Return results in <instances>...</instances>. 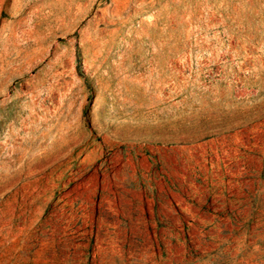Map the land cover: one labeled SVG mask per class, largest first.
Instances as JSON below:
<instances>
[{
    "label": "rangeland",
    "instance_id": "rangeland-1",
    "mask_svg": "<svg viewBox=\"0 0 264 264\" xmlns=\"http://www.w3.org/2000/svg\"><path fill=\"white\" fill-rule=\"evenodd\" d=\"M255 189L264 0H0V264H264Z\"/></svg>",
    "mask_w": 264,
    "mask_h": 264
},
{
    "label": "crops",
    "instance_id": "crops-1",
    "mask_svg": "<svg viewBox=\"0 0 264 264\" xmlns=\"http://www.w3.org/2000/svg\"><path fill=\"white\" fill-rule=\"evenodd\" d=\"M174 155V159L176 160L175 163H177L178 158L180 157V154L177 151H173L170 153ZM181 155H183L185 158H188V161L193 160V156L195 155L193 152H187L184 151ZM182 158V157H181ZM250 203L254 207V211H260L264 210V189H255L254 192L251 194L250 197Z\"/></svg>",
    "mask_w": 264,
    "mask_h": 264
}]
</instances>
